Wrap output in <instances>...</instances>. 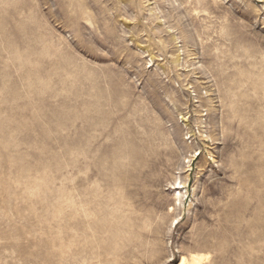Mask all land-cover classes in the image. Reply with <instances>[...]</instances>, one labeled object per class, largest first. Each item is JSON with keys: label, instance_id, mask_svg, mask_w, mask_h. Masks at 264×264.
Listing matches in <instances>:
<instances>
[{"label": "rangeland", "instance_id": "rangeland-1", "mask_svg": "<svg viewBox=\"0 0 264 264\" xmlns=\"http://www.w3.org/2000/svg\"><path fill=\"white\" fill-rule=\"evenodd\" d=\"M194 254L264 264V0H0V264Z\"/></svg>", "mask_w": 264, "mask_h": 264}, {"label": "bare ground", "instance_id": "bare-ground-1", "mask_svg": "<svg viewBox=\"0 0 264 264\" xmlns=\"http://www.w3.org/2000/svg\"><path fill=\"white\" fill-rule=\"evenodd\" d=\"M88 135H90L89 133H88ZM100 140V139H99ZM139 150H140V147H139V145H137L136 146V153L138 154V152H139ZM140 164V163H139ZM180 187V186H179ZM102 194V193H101ZM179 198V197H178ZM179 202V201H178ZM209 257V256H208ZM206 255H204V254H194V255H192V257H191V260H192V262H190V263H195V264H200L201 262H203L204 260H206L207 258H208ZM182 260V259H181ZM184 262H185V257H184V259L182 260V262H181V264H184ZM180 264V263H179Z\"/></svg>", "mask_w": 264, "mask_h": 264}]
</instances>
